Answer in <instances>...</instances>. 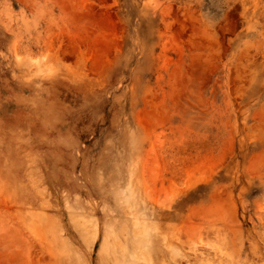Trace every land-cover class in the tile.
<instances>
[{"label": "rangeland", "instance_id": "obj_1", "mask_svg": "<svg viewBox=\"0 0 264 264\" xmlns=\"http://www.w3.org/2000/svg\"><path fill=\"white\" fill-rule=\"evenodd\" d=\"M202 261L264 264V0H0V264Z\"/></svg>", "mask_w": 264, "mask_h": 264}, {"label": "bare ground", "instance_id": "obj_2", "mask_svg": "<svg viewBox=\"0 0 264 264\" xmlns=\"http://www.w3.org/2000/svg\"><path fill=\"white\" fill-rule=\"evenodd\" d=\"M227 241V240H226ZM222 244H223V242H222ZM203 246V245H202ZM204 247V246H203ZM198 249V248H197ZM197 252V251H196ZM206 253V252H205ZM180 258V257H179ZM226 258V257H225ZM174 259V258H173ZM216 259V258H215ZM200 261V260H199ZM188 263V262H187ZM204 262L202 261V264H203ZM220 263H221V261H220ZM190 264V263H189ZM192 264H194V263H192ZM205 264V263H204ZM207 264V263H206ZM209 264V263H208Z\"/></svg>", "mask_w": 264, "mask_h": 264}]
</instances>
